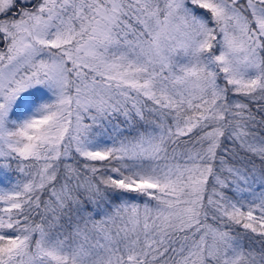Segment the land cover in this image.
I'll return each instance as SVG.
<instances>
[{
	"label": "snow or ice",
	"instance_id": "obj_1",
	"mask_svg": "<svg viewBox=\"0 0 264 264\" xmlns=\"http://www.w3.org/2000/svg\"><path fill=\"white\" fill-rule=\"evenodd\" d=\"M0 264H264V0H0Z\"/></svg>",
	"mask_w": 264,
	"mask_h": 264
},
{
	"label": "trees",
	"instance_id": "obj_2",
	"mask_svg": "<svg viewBox=\"0 0 264 264\" xmlns=\"http://www.w3.org/2000/svg\"><path fill=\"white\" fill-rule=\"evenodd\" d=\"M257 163H259V161H257Z\"/></svg>",
	"mask_w": 264,
	"mask_h": 264
}]
</instances>
